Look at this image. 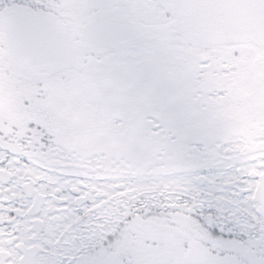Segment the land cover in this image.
<instances>
[{
  "label": "snow or ice",
  "instance_id": "6c2138e0",
  "mask_svg": "<svg viewBox=\"0 0 264 264\" xmlns=\"http://www.w3.org/2000/svg\"><path fill=\"white\" fill-rule=\"evenodd\" d=\"M0 264H264V0H0Z\"/></svg>",
  "mask_w": 264,
  "mask_h": 264
}]
</instances>
